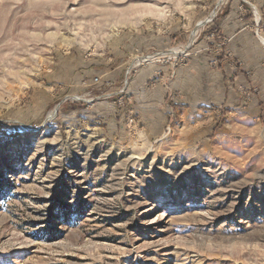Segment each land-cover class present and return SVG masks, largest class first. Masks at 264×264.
I'll use <instances>...</instances> for the list:
<instances>
[{"label":"rangeland","instance_id":"obj_1","mask_svg":"<svg viewBox=\"0 0 264 264\" xmlns=\"http://www.w3.org/2000/svg\"><path fill=\"white\" fill-rule=\"evenodd\" d=\"M172 28L156 132L130 86ZM0 264H264V0H0Z\"/></svg>","mask_w":264,"mask_h":264},{"label":"crops","instance_id":"obj_2","mask_svg":"<svg viewBox=\"0 0 264 264\" xmlns=\"http://www.w3.org/2000/svg\"><path fill=\"white\" fill-rule=\"evenodd\" d=\"M238 20L237 16L235 14L229 13L225 15L220 21V28L222 30V33H224L226 36H229L230 39V45L233 47V50L235 51V54L238 56H242L243 52L241 50V47L243 46V36H244V30L243 28L238 27ZM169 29L165 33L169 34H164L160 37L156 38V42L154 45L158 46V49L171 52V55L169 53L164 52L163 57H169L171 56V62L163 63L164 60L158 61V65L154 66L152 69L151 66H146L143 68H140L136 71L135 73V80L133 79V83L130 86V93L131 99L136 102L135 105V111L138 113L139 116L144 118L146 120L147 127H149L151 130H155L156 132H161L164 128L165 124V115H164V109L160 107V104L165 101V97L167 96L168 93V83L174 85L175 87H179V84L175 82L174 79V65H175V60L174 57L175 55L173 54H178L177 51L174 49V44H176V41L178 40L176 33H174V30ZM138 33V32H137ZM136 32L130 34L129 40L126 39V45L129 46L130 50L134 49L139 50L140 54H142L141 58L145 57L144 54H148L149 47L153 46L151 43L148 42L147 39H145L144 35L142 32H139L137 34ZM121 43V40H120ZM119 44V42H117ZM258 44V43H257ZM171 47V50H168V47ZM150 47V48H151ZM139 48V49H137ZM134 54V53H132ZM136 54V53H135ZM127 55V54H125ZM132 56V55H131ZM131 56L129 57H124L123 62L120 60L118 63V58L116 54H114V57H109L108 60L113 61V64L116 65L114 66V70L121 68L122 65L124 66V69H126L127 65L130 64ZM115 59V60H114ZM248 60V59H246ZM83 61H87L88 63V69L84 70L82 76L83 78H86V76H89V80L92 81L95 77L93 73H95V68H96V63L94 62V59H83ZM86 67V65H85ZM157 69V70H156ZM169 69H173L172 71V78L168 79V72ZM156 71H160L161 75V80L158 81V85L156 88H154L155 91H152L147 88V81L151 79L152 77L156 76ZM122 71H120L121 73ZM159 73V72H158ZM116 74V73H115ZM103 76V75H102ZM88 80V81H89ZM89 81V82H90ZM169 81V82H168ZM108 88L107 90L116 92L117 89H119L118 82H114L113 86L111 87H105ZM102 107H106V105H109L108 108L111 109L112 112L115 113V106H113L112 102L110 101H103L101 104ZM86 112V110L84 111ZM92 115L89 114H84L82 117L86 119L85 117H91L94 116L96 117V113H92V110L89 111Z\"/></svg>","mask_w":264,"mask_h":264},{"label":"built area","instance_id":"obj_3","mask_svg":"<svg viewBox=\"0 0 264 264\" xmlns=\"http://www.w3.org/2000/svg\"><path fill=\"white\" fill-rule=\"evenodd\" d=\"M96 81H98V78H95Z\"/></svg>","mask_w":264,"mask_h":264},{"label":"bare ground","instance_id":"obj_4","mask_svg":"<svg viewBox=\"0 0 264 264\" xmlns=\"http://www.w3.org/2000/svg\"><path fill=\"white\" fill-rule=\"evenodd\" d=\"M178 52V51H177Z\"/></svg>","mask_w":264,"mask_h":264}]
</instances>
